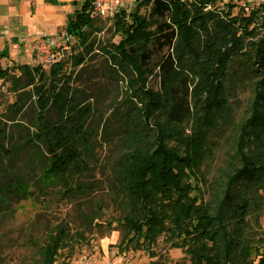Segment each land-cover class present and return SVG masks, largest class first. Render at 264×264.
<instances>
[{
	"label": "trees",
	"instance_id": "16d2710c",
	"mask_svg": "<svg viewBox=\"0 0 264 264\" xmlns=\"http://www.w3.org/2000/svg\"><path fill=\"white\" fill-rule=\"evenodd\" d=\"M219 1L135 0L131 10L110 19L111 38L97 53L120 77L122 97L113 99L108 124L100 122L92 98L72 84L75 67L94 55V40H86L101 30L98 18L89 17L93 0H82L66 18L77 46L54 49L49 65L10 58V66H0V80L13 94L8 119L17 123L32 105L26 145L40 151L42 188L82 194L77 181L90 168L97 126L113 134L119 251L153 254L161 238L183 252L177 264H264L261 252L256 261L250 253L258 252L252 225L264 208V0L247 13L241 7L232 13ZM5 56L1 51L0 59ZM5 131L0 117V140ZM219 148L224 164L207 182V164ZM169 169L183 178L170 180ZM95 206L101 217V199ZM88 241L83 231L56 224L33 244L31 260L16 264H58L61 253L69 257Z\"/></svg>",
	"mask_w": 264,
	"mask_h": 264
},
{
	"label": "rangeland",
	"instance_id": "374dc122",
	"mask_svg": "<svg viewBox=\"0 0 264 264\" xmlns=\"http://www.w3.org/2000/svg\"><path fill=\"white\" fill-rule=\"evenodd\" d=\"M247 1L248 6L255 7L260 0ZM233 2L235 0H220L219 6L229 7L232 13L241 12ZM98 20L101 30L86 40H94L89 52V55L94 54L93 58L75 67L72 84L81 89L85 96L92 98L99 111L100 122L108 124L112 119L113 99L119 100L122 97V81L104 57L97 53L98 47L108 42L112 35L111 20ZM36 23L25 22L24 17L15 23H0V52L8 55L0 59V66H10L9 57L14 63L35 65L28 47L35 35H44L62 47L65 42L77 44L72 34L68 40L64 39V28H59L56 32L53 25ZM117 40L118 36H115L113 41ZM62 51L68 52V49ZM62 51L56 49L55 52ZM149 85L157 88L158 81L150 78ZM6 86L7 82L0 80V117L6 130L5 137L0 140V264L30 261L34 252L33 244L43 240L56 224L68 227L71 231H83L89 238L88 244L80 242L75 246L71 256L64 257L61 253L57 259L58 264H70L81 254L105 258L111 264H153L156 261L177 264L185 260L179 248L165 247L161 238L153 254L137 248L119 251L116 247L121 237V228L117 222L121 207L112 184L110 169L115 139L113 134L104 131L105 124L102 126L100 123L96 128L90 168L77 181L84 192L79 194L77 190L72 196H65L56 188H42L37 182L41 167L40 151L37 147L26 145L32 130V105H27L24 113L17 116V123L10 121L6 106L12 102L13 94L7 91ZM246 96L245 89L239 92V98L244 99ZM224 161L223 148H219L207 164V182L215 179L216 169ZM173 177L183 178V174L169 169L170 180ZM194 185L197 184L194 182ZM207 189L205 190V186L201 189L204 200L209 199ZM97 199H101L103 204L101 217H97L95 212ZM252 227V244L258 247V252L251 249L250 253L256 261L260 252L264 255V208L258 222L253 223Z\"/></svg>",
	"mask_w": 264,
	"mask_h": 264
},
{
	"label": "crops",
	"instance_id": "0c3cea01",
	"mask_svg": "<svg viewBox=\"0 0 264 264\" xmlns=\"http://www.w3.org/2000/svg\"><path fill=\"white\" fill-rule=\"evenodd\" d=\"M81 2L82 0H0V23H15L24 17L25 22L53 25L56 32L59 28H64V36L68 34L65 27L67 16L78 8Z\"/></svg>",
	"mask_w": 264,
	"mask_h": 264
},
{
	"label": "built area",
	"instance_id": "2783aa9c",
	"mask_svg": "<svg viewBox=\"0 0 264 264\" xmlns=\"http://www.w3.org/2000/svg\"><path fill=\"white\" fill-rule=\"evenodd\" d=\"M247 0H235L236 6L241 7L245 12H248ZM135 0H93L89 10L90 18L111 19L119 10H131ZM70 38L69 34L64 36L65 40ZM67 42H65L66 44ZM61 46L57 42L44 35H35L29 43L28 47L31 51L33 60L36 64L49 65L54 60V49ZM69 48L68 46L66 47ZM70 264H111L105 258H100L94 255L81 254L74 258Z\"/></svg>",
	"mask_w": 264,
	"mask_h": 264
}]
</instances>
